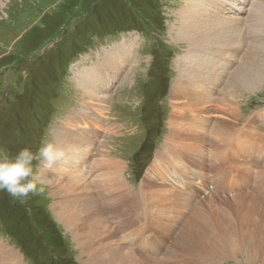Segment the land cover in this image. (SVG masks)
<instances>
[{
    "label": "rangeland",
    "instance_id": "374dc122",
    "mask_svg": "<svg viewBox=\"0 0 264 264\" xmlns=\"http://www.w3.org/2000/svg\"><path fill=\"white\" fill-rule=\"evenodd\" d=\"M260 1L245 0L239 15L230 10L218 14L214 7L217 18L229 24L224 23L220 36L213 35L205 49L206 58L197 60L202 54L196 51L188 63L184 58L187 46L172 31L184 0H0V149L11 155L25 146L35 151L42 141L57 144L55 138L60 135L56 133L68 129L69 139L80 144L85 154L76 172L80 179L75 196L79 191L95 196L85 203L97 221L94 246L128 251L136 257V264H149L138 260L143 257L140 241L147 235L164 241L163 252L156 256L164 258L159 264L168 259L204 264L207 256L198 258L182 251L189 239L187 220L203 210L207 213L192 222L197 231L199 220L215 231V220L224 218L226 223L230 220L235 236L245 231L251 239L264 216V200L257 196L264 195V10L254 18L251 15L252 10L264 9V0ZM97 64L105 72L111 70L104 76L106 90L99 93L104 95L100 97L104 109L96 100L91 103L73 76L74 71ZM191 65L193 69L188 68ZM245 65L251 77L262 74V79L240 89L230 81L238 79L232 76L234 69ZM244 76L242 70L240 80ZM184 83L189 85L185 95H173L175 88L183 92ZM229 83L235 88L231 90ZM224 91L231 97L225 100L230 104L226 107L218 100ZM196 95L206 97L195 104ZM222 105L232 106V117L223 114V119H229L226 129L220 124ZM175 106L186 120L174 131L170 120H177ZM83 112L92 114V119L73 118ZM227 129L228 133L220 132ZM77 134L83 135L82 141ZM99 152L119 162L123 193H144L133 211L126 206L117 211L104 207L102 195L113 187L104 173L93 170ZM107 168V176L112 177V166ZM187 174H195L196 179ZM203 177L213 178L214 189ZM173 178L182 194H196L186 209L177 203V197L182 202L180 192L169 189L168 179ZM66 180L62 178L58 184H70ZM43 185L45 193L30 197L26 204L14 202L0 191V264H90L86 229H68L55 218V197ZM224 187L228 192L220 195ZM252 194L259 199L254 196V208L239 202L240 197L252 198ZM165 195L169 198L162 203L154 199ZM57 199L63 200L62 195ZM172 243L183 246L169 257L166 254ZM223 258L228 260L217 264H250L247 259Z\"/></svg>",
    "mask_w": 264,
    "mask_h": 264
},
{
    "label": "bare ground",
    "instance_id": "6f19581e",
    "mask_svg": "<svg viewBox=\"0 0 264 264\" xmlns=\"http://www.w3.org/2000/svg\"><path fill=\"white\" fill-rule=\"evenodd\" d=\"M244 2H245V0H184V3H183L184 5L176 13V15H177V17H176L177 24H174L173 25L174 27H173L172 31L173 32H176L175 33V36L177 38H179V40L185 42V45L187 46L186 47L187 50L185 51L184 58L185 59H188V61H187L188 63H191L190 58H192L195 55V52L196 51L197 52H201L200 54H202L201 57L197 58V60H199L201 58H204V57L206 58L207 53H206L205 49H206V47H208L209 44H211L213 42V39H212L213 35L214 36H217V35L220 36V34L222 32V27H223L224 23H225V25H226V23L229 24V22L226 19L221 18V20H220V18H217V13H216V11H214V7L216 9H219L218 14H221V12H227L228 10H230L231 12L235 13L236 15H239L240 12L243 10V4H244ZM255 3H257V2H255ZM259 4H260L259 6H261L264 3L263 4L259 3ZM263 10L264 9L257 10V11L254 10V12L252 10L251 11V15H253V18H254L255 14L256 15H261V13H263ZM210 12H214V13H213V15H210V17L209 16L207 17L208 13H210ZM229 17H231V16H229ZM262 18H264V17H262ZM262 18H260L259 20H261ZM232 20H234V22L237 21V23H240L239 19H232ZM262 23H263V21H262ZM235 26H236V24H235ZM229 27H232V25L229 26ZM251 28L253 29L254 27H251ZM262 28L264 30V27L263 26H262ZM249 31H250V29H249ZM251 31L253 32V30H251ZM253 35H255V34H253ZM258 35H257V37H258ZM243 37L245 39V36L244 35H243ZM261 38H260V41H261ZM230 42H232V41H229V43ZM232 44L234 45V43H232ZM219 45L220 44H218V46ZM259 45H261V43H259ZM235 46H237V44ZM216 47H217V45H216ZM247 50L248 49H246V52H247ZM253 50H255V49H253ZM215 51H216V49H215ZM255 51H254V53H256ZM191 52H193L192 55L190 54ZM216 53H218V51ZM222 53H224V52H222ZM263 53H264V51H263ZM249 54H250V52H249ZM260 55H261V52H260ZM224 56H225V54H224ZM227 56H229V54ZM247 58H249V57H247ZM256 58H257V56H256ZM241 60H242V58H241ZM192 61H193V59H192ZM241 62H240V64H241ZM180 63H181V61H180ZM254 65L255 64H253L252 67H254ZM222 66H224V65H222ZM199 67H201V66H199ZM246 67H247L246 65L245 66H240L237 70L235 68L234 69L235 71L232 73V76L234 77V74H235L236 77H238V79L231 80L230 83L232 81H234L237 85H239L241 87L240 89H242L244 87H247L249 85L251 86L252 82L257 83V82H259V80L262 79V74L257 75L255 77H251L252 74L249 75V71H247V69H245ZM112 68H114V66ZM188 68L189 69H193V66L191 65ZM106 69H107V72H105V68L102 69L97 64V65L91 66L90 68H84V70L81 71V72H78V71L76 72V71L73 70L74 71V75L73 76H75L74 80L77 83V85L79 86V88H81L83 90L84 94L87 95V98L92 99V102H91L92 104H93V101L94 100L98 101L97 105L100 106L102 109L105 108L106 104H105V102L103 104L101 103L104 100H103V98L101 99L100 97H103L104 95L103 94L99 95V93L104 92L106 90V88H107V81L105 80L104 76H105V74H107V73H109L111 71V70H109V68H106ZM242 70L245 71V76L242 78V80H240V78H241L240 75H241V71ZM232 71H233V69H232ZM258 72H260V71H258ZM228 76H229V74H228ZM230 78H231V76H230ZM191 81L193 82V80H191ZM201 82H203V81H201ZM228 82H229V79H228ZM230 83H229V86H230ZM235 83H232V84H235ZM185 84L186 83H184V86L181 87V88H183L182 91L184 93L183 92H179V90L177 88H175L173 95L174 94L175 95L176 94L185 95L186 91L188 90V86H189L188 84L187 85H185ZM193 84H194V82H193ZM233 87H234V85L231 87V90H232ZM223 90H224V88H223ZM219 91H221V90H219ZM227 93H229V92H227ZM227 93H225V91H224V93L222 94V96H219V98H218L219 102H222V104L225 107L229 104L225 100H227V98L228 99L231 98V97H228L227 96ZM97 97H99V98H97ZM203 97H204L203 95L194 97L193 98V103L195 101H197L198 99H200V98L203 99ZM211 102H214V101H211ZM199 103H201V102H199ZM195 104H196V102H195ZM206 105L208 106L209 104H206ZM199 106H197V107H199ZM224 106L220 108V110H221V116H222V120H220L222 122L220 124L223 125L224 129H226V127H228L227 124H226V122L229 119L228 120L226 118L223 119V117H226L223 114H225V115H228L229 114L232 117L233 116L232 115L233 112L230 109L232 106H229V108H225ZM233 106H234V104H233ZM189 108H190V106H189ZM233 108H232L233 110L236 109V107H233ZM178 109L179 108H177L175 106V110L173 111V112H175V116H173V117H177V120L174 121L175 123H173V119L172 118L170 120V122H171L170 123V127H171V129L173 128L174 131L177 130V124L179 125V124H181V121L182 120H186L185 119V115L184 114L182 115L181 112H178ZM94 110H96V109H94ZM83 113H85V112H83ZM83 113H75L73 115V118H75V116L76 117H79V116H84L85 117L86 116V117L92 119V114H89L87 116V113H85V114H83ZM172 115H174V114H172ZM234 115H235V113H234ZM219 119H221V118L219 117ZM233 123H234V121H233ZM221 125H220V127H221ZM215 126H216V124H215ZM229 126H230V124H229ZM224 129H222V130H224ZM222 130L220 132H226V133L229 132L228 129L226 131H222ZM56 134L57 135H60V136H58V137L55 138L56 141H57V145L60 146V147H62L65 150L66 155H65V157H64L63 160L59 161L56 165H54L52 171L51 170H46L43 167L42 168L40 167L41 169L38 170L39 172H37V174H36L38 180H40L42 183L47 184L50 187V189H49L50 194H52V196L55 197L54 198V201L52 202V208L54 210L56 208V210H55V218L58 219V220H60L61 223L64 222L65 226L68 229H71L72 226H74V228H78L79 226H83L86 229V233H87L86 238L88 237L89 239L88 240L85 239V240H86L87 245L89 244V247H91V250L89 251L90 264H136L138 262L137 259H136V257L133 256V255H131V253L128 252V251L123 252V251H121L122 249L109 248L107 246H105V247L94 246L95 245L94 240H96V239H94L93 237H97L98 236V233H96V230L98 229L97 221H96V219L93 220V218L90 216L91 214L88 211V209H86V204H85L86 201H88V199H89V201L92 200V196H94V194L88 196V193L86 191L82 192V194H81V191H79V195L77 197L75 196V194H78V191H76V189L78 188V182H79V179H80V178H77L76 172H77V170H80L81 169L79 167V163H80L81 159L85 157V154L83 153L82 148L79 147L80 144L76 143L75 140L72 141L71 139H69L70 138L69 136H70L71 133L69 132L68 129L63 128L61 131L57 132ZM219 136H221V135H219ZM75 137H77V140L82 141L83 135H81V134L78 135L77 134V136H75ZM262 138H264V137H262ZM170 139H168V140H170ZM64 140H67V142H63ZM168 140H167V142H168ZM100 147L101 146H99V148ZM99 153H100L99 154L100 157L98 159H96V160L93 161V165H94L93 166V170H99V175H101L102 173H104V175L107 178V180L111 181V185L110 186L113 187L112 190H109L108 191V194H103L102 195L103 204L105 205L104 207L106 209H108V210L110 209L112 211H114V210L117 211V208H119L120 206H126V207L129 208L130 211H133L136 203H138V201H140V198L144 196L143 195L144 193L137 194L135 192V193L129 194L131 190L127 194L123 193L122 192V186L123 185L121 184V181H120L119 176H118L119 173H120L119 172V170H120V164H119V162L116 161V160H114V159L111 160L107 155H104L102 152H99ZM259 155H260V153H259ZM257 157H259V156H257ZM261 159H262V157H261ZM263 159H264V156H263ZM253 160H255V157L253 159H251L250 161L253 162ZM68 164H71V165L69 167H67ZM107 166L108 167L109 166H112L111 170H109L112 173V177H108L107 176V169H108ZM64 167H66L67 169H64ZM259 167H261V166H259ZM198 175H200V173ZM186 177L195 178L196 179L195 174H194V176L187 174ZM62 178H67V180L65 182L66 183H70V184H66V185L65 184H58L59 181H60V179H62ZM206 178L208 179L207 186L211 185L210 188H213L214 189L215 186H214L213 181H212L213 178L209 179V177H203V179H206ZM149 179H151V178H149ZM168 181H171L169 183L170 184V188L169 189L171 191L176 190L178 193L179 192L181 193V191H180L181 189L178 190V187L176 186V183H175L174 178H173V180L168 179ZM182 181H183L184 185H187L188 184L183 179H182ZM232 182L235 183V180L233 179ZM248 182H250V181L247 180L246 183H248ZM194 183H196L195 185L198 186L199 188L201 187V186H199L200 184L198 182H194ZM238 183H240V182H238ZM203 187H202L203 190H205L206 187L205 186H203ZM262 187L264 189V186L263 185H262ZM203 190H201V191H203ZM207 191L209 192V190H207ZM235 191L236 190H234V192ZM226 192H228V191L225 190V187H224V190L221 191V194L220 195H222L223 193H226ZM180 193H179V195H182V199H181L182 202L180 200H178V197H177V203L182 208H185V206H188V204L192 203L193 202V198L195 199L194 196H196V194H194V192H192L193 194H182V193L180 194ZM60 195H62V199L63 200H58L57 199V197H59ZM149 195H150V193H149ZM250 196H252V198L251 197H247V196H246V198L240 197L241 200L239 202L240 203H242V201L243 202H248L249 204H251L250 207H253L252 206L253 198L256 199L257 197H256V194H252ZM257 196L259 198H261V199L264 200V195L257 194ZM168 198H169V196L167 197L165 195L164 197L158 196L157 198H154V199L156 201H159V202L162 203L164 201H167L166 199H168ZM102 199H101V201H102ZM206 207H207V205H206ZM263 207H264V205H263ZM263 210H264V208H263ZM249 211H252V209H250ZM211 212L214 213V211H211ZM245 212H247V211H245ZM205 213H207L206 210H203V212L201 211V212L197 213V215H195L196 214L195 213L194 214L195 216L193 215V217H190L187 220V222H186V230L187 231L190 230L188 232L189 239H187L185 241L186 243L184 244V246H183V244H173L172 243L171 244V247L169 249V252L166 255H168L169 257H173L174 253L177 252V251H179L182 248V246H183L182 251H184L185 253L188 252V254L197 256L198 258H203V257H206L207 256L208 257L207 261L204 262L202 260L204 262V264H217L218 262L219 263L220 262H223V260H228V259H224V258L221 259V257H225L226 258V257H230V256L233 257V258H236V259L237 258L238 259L241 258V259H244V260L247 259L248 262H250V264H264V216L261 218V221L258 222V227H257L256 231L253 234H251V237L252 238L250 239V238L247 237L245 231H242L241 232L240 237L235 236L234 230H232L231 225H230L231 224L230 220H228V223H226V220L223 221L224 218L223 219L221 218V219L215 220V221H217V223L215 224V227L217 226V229L215 231H213L214 229L213 230H210V229L208 230L207 228L210 227V226H205L204 223L202 224V222H201L202 220H199V223H200L201 228L197 231L195 228L192 227V222H193V220H195L196 218L200 217L202 214H205ZM247 213H249V212H247ZM180 219H181V217L179 218V220ZM204 221H206V220H204ZM147 225H149V224H147ZM129 230H130V228H129ZM162 243L164 245V241L162 239H159V238L155 237V236H153L152 238H151L150 235L144 236L141 239V241H140V248L142 250L141 253H143V257L141 259H138V260L148 261L149 264H159V262L164 259L163 257L156 258V256H158V254L160 252L161 253L163 252L162 250H163V247L164 246L162 245ZM179 247H181V248H179ZM169 257H167V259ZM187 258H190V257H187ZM198 258H196L195 261H198ZM191 260H193V259H191ZM187 261H189V260L187 259ZM162 264H186V263H178V262H176L174 260L168 259L166 263L163 262Z\"/></svg>",
    "mask_w": 264,
    "mask_h": 264
},
{
    "label": "clouds",
    "instance_id": "9594fccd",
    "mask_svg": "<svg viewBox=\"0 0 264 264\" xmlns=\"http://www.w3.org/2000/svg\"><path fill=\"white\" fill-rule=\"evenodd\" d=\"M65 155V150L52 141H42L35 151L25 146L14 155L0 149V191L21 204L30 197L42 196L46 189L37 178V169L52 171Z\"/></svg>",
    "mask_w": 264,
    "mask_h": 264
}]
</instances>
